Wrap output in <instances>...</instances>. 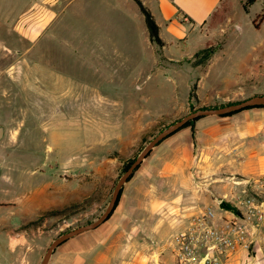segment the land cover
Instances as JSON below:
<instances>
[{
  "label": "crops",
  "instance_id": "crops-1",
  "mask_svg": "<svg viewBox=\"0 0 264 264\" xmlns=\"http://www.w3.org/2000/svg\"><path fill=\"white\" fill-rule=\"evenodd\" d=\"M91 1L99 3L105 19L102 45L133 44L143 22L142 33L152 50L151 71L171 67L181 76L187 73L189 78L184 83L183 97L162 104L156 111L152 106L145 113L138 112L133 126L120 128L115 139L108 146L103 142L102 147L117 148L122 142H132L143 125L147 128L162 116L180 117L192 106L264 97V40L247 53H240L230 41L233 27L229 22L220 25L218 31L208 29L213 14L225 1L233 0H18L20 13L13 21V32L30 41L46 35L57 38L81 19L86 21V6ZM141 6L159 26L164 57L161 65ZM127 10L134 14L135 21L124 13ZM256 29L261 31L262 24ZM222 30L230 32L223 47L197 55L213 38L223 35ZM189 42L192 46L188 49ZM102 59L109 62L110 55L104 54ZM131 60L137 66L143 58L137 54ZM222 61L229 73L206 83ZM193 72L198 75L191 76ZM193 87L195 97H191ZM137 101L138 95L130 96L131 104ZM234 112L228 116H200L193 126L162 140L123 185L118 204L107 219L61 242L47 264H172L173 238L207 208L214 209L215 222L225 227L234 198L244 192H259L264 186V107ZM42 192L41 187L34 190L36 195ZM223 203L230 208L223 207ZM22 207L27 210L35 204L25 199L17 205L0 207V264H35L41 254L42 248H34L25 235L2 233L5 225L20 219ZM256 260L264 264L263 238L257 245ZM248 262V252L238 251L224 264Z\"/></svg>",
  "mask_w": 264,
  "mask_h": 264
},
{
  "label": "rangeland",
  "instance_id": "rangeland-1",
  "mask_svg": "<svg viewBox=\"0 0 264 264\" xmlns=\"http://www.w3.org/2000/svg\"><path fill=\"white\" fill-rule=\"evenodd\" d=\"M90 3L85 22L81 19L57 38L46 35L30 41L13 32L18 0H0V125L5 126L0 140V207L25 199L35 204L22 207L20 219L1 228L15 237L25 235L34 248H42L35 264H41L61 235L97 222L132 166L123 171L125 162L137 159L165 126L192 113L162 116L140 127L132 142L102 147L147 109L153 106L156 111L183 97L189 78L171 67L151 71L152 50L142 33L143 22L133 44L102 45V8L96 1ZM124 13L135 21L133 13ZM225 22L233 27L234 49L247 53L264 40V0H233L225 17L208 29L218 31ZM254 23L262 24V30ZM229 33L222 30L207 51L221 49ZM191 46L189 42L188 49ZM155 49L161 65V47ZM107 53L109 62L102 59ZM137 54L143 60L133 66ZM226 68V62H220L206 83L228 74ZM194 72L191 76L198 75ZM133 95L138 101L131 104ZM40 187L43 192L36 195ZM53 211L62 212L43 217Z\"/></svg>",
  "mask_w": 264,
  "mask_h": 264
},
{
  "label": "built area",
  "instance_id": "built-area-1",
  "mask_svg": "<svg viewBox=\"0 0 264 264\" xmlns=\"http://www.w3.org/2000/svg\"><path fill=\"white\" fill-rule=\"evenodd\" d=\"M258 191L234 198L232 215L225 227L215 222L211 207L193 218L173 238L172 264H224L238 251L248 252V264H256L257 245L264 239V186Z\"/></svg>",
  "mask_w": 264,
  "mask_h": 264
},
{
  "label": "water",
  "instance_id": "water-1",
  "mask_svg": "<svg viewBox=\"0 0 264 264\" xmlns=\"http://www.w3.org/2000/svg\"><path fill=\"white\" fill-rule=\"evenodd\" d=\"M264 105V97H254L247 100H244L238 104H234L228 107L218 108V109H201L195 112L190 113L188 116L183 118L182 120L178 121L177 123L173 124L163 132H161L158 136H156L154 139L150 141V143L146 146V148L143 150V152L138 156V158L135 160V162L132 164L131 168L126 172V174L123 176V178L119 181L117 184V187L114 191L113 197L109 203V206L104 213V215L94 224L88 225L86 227L78 228L74 231L65 233L61 235L59 238H57L49 247L46 254L43 257V260L41 264H47L50 255L52 254L53 250L63 241L70 238L73 235L82 233L84 231L94 229L98 227L103 221L107 219L109 214L113 211L115 207L116 200L118 198L119 192L123 185L128 181V178L132 175V173L136 170V168L143 162V160L147 157V155L151 152V150L159 144L162 140H164L167 136L178 130L180 127H182L188 120L194 119L199 116L203 115H211V114H226L230 112H234L236 110L250 107V106H263ZM5 135V126L0 125V140ZM2 165L0 164V175H1Z\"/></svg>",
  "mask_w": 264,
  "mask_h": 264
},
{
  "label": "trees",
  "instance_id": "trees-1",
  "mask_svg": "<svg viewBox=\"0 0 264 264\" xmlns=\"http://www.w3.org/2000/svg\"><path fill=\"white\" fill-rule=\"evenodd\" d=\"M229 7H230V3L228 1H225L222 6L220 7V9H218V11H216L211 20H210V26L211 25H216L218 24L221 19H223L225 17V14L228 12L229 10ZM141 11L144 15V18H145V23H146V26L148 28V32H149V37H150V40L153 44L157 45L158 47H162L163 46V42L159 36V26L158 24L156 23L154 17L151 15V13L146 10L143 6H141ZM254 26L255 28H257V23H254ZM207 49H204L202 51H200L197 55L199 54H202L204 52H206ZM194 89L195 87L192 88V92H191V97H195L194 95ZM242 101H237V102H229V103H226V104H220V105H215V106H209V107H201V108H194L193 106L191 107L190 111L191 112H195L197 111L198 109L201 110V109H218V108H223V107H228V106H231V105H234V104H238ZM252 107H264V106H250V107H246L244 109H248V108H252ZM235 112H230V113H226L225 116H228V115H232L234 114ZM200 117V116H199ZM199 117H196L194 119H191V120H188L182 127H180L178 130H176L175 132H173L172 134H170L169 136L175 134L176 132H178L179 130L185 128V127H189V126H193V123L194 121H196ZM180 121V120H179ZM175 123V122H174ZM174 123H170L169 125L165 126L164 129L166 130L167 128H169L170 126H172ZM164 129H161L160 132ZM167 136V137H169ZM161 143V142H160ZM158 145V144H157ZM150 154V153H149ZM148 154V155H149ZM147 155V156H148ZM136 158H133V159H130L128 160L127 162H125L124 164V167H123V171H126L130 168V166L135 162ZM140 166H138L136 168V170L139 168ZM135 170V171H136ZM134 171V172H135ZM133 172V173H134ZM133 174L128 178V181L132 178ZM121 192H122V189L120 190L119 192V195H118V198L116 200V203H115V207L117 206L118 204V201H119V198H120V195H121ZM114 207V208H115ZM223 207H226V208H230L229 204H226V203H223ZM114 210V209H113ZM62 211H53V212H48L46 214L43 215V217H46L48 215H57V213H61Z\"/></svg>",
  "mask_w": 264,
  "mask_h": 264
}]
</instances>
